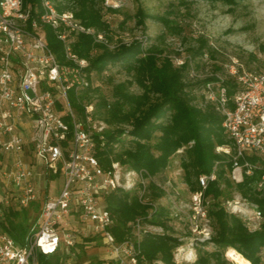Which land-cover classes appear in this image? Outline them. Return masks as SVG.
Listing matches in <instances>:
<instances>
[{"label": "built area", "instance_id": "2783aa9c", "mask_svg": "<svg viewBox=\"0 0 264 264\" xmlns=\"http://www.w3.org/2000/svg\"><path fill=\"white\" fill-rule=\"evenodd\" d=\"M45 26L62 42L65 58L72 65L60 64L49 50L42 30ZM79 34L107 44L102 34L84 26L71 11L58 12L50 0H39V5L0 0V181L5 189H12L0 196V216L11 202L20 208L36 202L37 180L43 175L62 177L58 194L42 202L38 224L24 246L0 229V264H37L38 254L74 256L77 235L100 236L117 264H136L142 231L149 232L142 229L139 219L133 225L132 239L116 242L109 231L113 219L103 197L119 186L129 188L132 184L122 182L118 163L107 170L99 166L94 134L105 126L93 121L92 105L84 106L83 119L69 105V91L90 86L82 71L87 62L79 60L70 47ZM171 60L177 68L187 63L188 79L203 82L204 104L222 117L229 144L216 147L215 152L228 158L229 180L240 185L253 178V189L264 193V72L245 69L232 59L221 64L220 71L206 68L198 76L190 56ZM27 150L32 164L26 159ZM39 166L44 167L41 172ZM218 167L216 162L210 173L199 176V191L190 194L187 221L193 237L209 239L212 234L208 218L212 200L205 192L216 180ZM132 175L140 179L135 172H127L126 177ZM137 182L145 185L141 179ZM240 200V205L227 201L223 208L240 217L250 232L259 230L264 221L261 210L242 196ZM74 217L79 230L71 226Z\"/></svg>", "mask_w": 264, "mask_h": 264}, {"label": "trees", "instance_id": "16d2710c", "mask_svg": "<svg viewBox=\"0 0 264 264\" xmlns=\"http://www.w3.org/2000/svg\"><path fill=\"white\" fill-rule=\"evenodd\" d=\"M50 1L58 12L71 11L84 26L94 29L95 34H102L107 41V44L98 43L93 36L79 34L70 45L72 53L87 62L82 71L90 86L80 92L71 90L68 102L79 119L84 118V106L92 105L93 121L105 126L94 134L99 166L107 170L111 164L118 163L128 172L139 174L141 181L148 180L145 185L137 182L129 188L119 186L103 197L113 219L109 231L115 241L132 239L133 225L139 219L141 225L159 227L162 232L141 235L136 264H175L173 254L182 242L168 225V211L154 205L155 200L165 195L163 187H166L164 181L157 183V179L169 167L171 159L178 156L183 181L189 193H195L199 191L198 177L210 173L219 162L217 178L208 184L205 192L212 200L208 210L212 235L201 243L202 246L212 243L215 250L197 248L194 264H229V259L223 255L228 249L236 251L250 264H264L260 256L264 251V222L259 230L250 232L240 217L227 213L220 204V198H231L230 190L237 189L242 197L256 204L264 216V193L252 190L253 178L234 185L228 178V158L215 152L216 147L229 144V140L222 127V117L211 105L204 104L203 96L200 97L201 106L196 104L194 89L201 88L203 82L189 83L187 63L177 68L170 57L162 56L161 50L154 47L144 50L141 41L133 40L129 44L120 41L110 48L112 30L104 19L103 0ZM25 3L39 5V0H25ZM137 18V24L143 26L145 14L142 9L137 10ZM42 30L47 47L57 61L72 65L66 60L64 46L54 31L48 26ZM206 47L207 42L201 39L191 59L194 61L197 56H203L202 50ZM112 64L124 65L128 78L113 85L108 95H103L98 87H91L92 76L101 74ZM195 66L198 68V64ZM133 85L139 93L129 91ZM227 85L233 87L230 81ZM57 108L62 110L60 103ZM63 119L70 124L67 115ZM31 206L40 210L41 204L37 207L33 202L26 208L8 205L2 209L0 229L19 246H24L33 233L34 226L32 228L27 219ZM93 240L102 243L100 236H87L81 239V244L76 242L72 251L78 245L86 249ZM50 256H54L52 264H66L64 259L68 257L57 252L49 256L38 254L37 259L46 262V257Z\"/></svg>", "mask_w": 264, "mask_h": 264}, {"label": "rangeland", "instance_id": "374dc122", "mask_svg": "<svg viewBox=\"0 0 264 264\" xmlns=\"http://www.w3.org/2000/svg\"><path fill=\"white\" fill-rule=\"evenodd\" d=\"M103 7L104 19L112 30L110 48L120 41L131 43L133 40H138L141 41L144 50L154 47L162 51V56L166 55L172 59L193 56L202 39L207 42L208 47L202 50L203 56H197L194 60L195 64H198L196 68L198 76H202L206 68L218 72L221 64L232 59H237L245 69L264 72V0H103ZM138 9H142L145 14L143 26L137 24ZM127 78L124 65L112 64L101 74H93L91 87H98L101 94L108 95L113 85ZM188 81L191 84L196 83L189 79ZM81 90L79 89L78 92ZM129 91L139 93L135 85L131 86ZM67 95L70 97V91ZM201 96L202 88H195L194 97L199 106L202 104ZM27 155L29 156L26 158L27 161L32 164L29 150ZM43 169V166L37 168L39 172ZM128 171L124 166H119L122 182L127 180L129 185L126 186L131 184L134 186L140 179L136 175L127 178ZM147 181L142 182L146 184ZM161 181L165 182L163 183L166 186L165 195L155 200L154 205L162 206L168 211V225L172 227L173 235L182 242V245L174 251V262L194 264L197 248L213 251L215 247L212 243L201 245L208 240L207 236L193 237L188 232L187 213L190 193L183 181V170L178 156L171 159L169 167L160 175V179H157V183ZM61 184L62 177L58 174L40 177L37 180L38 198L35 202L37 207L47 197L56 196ZM251 188L253 190V185ZM230 191L231 198H220L222 207L226 208L227 201L241 204V194L237 189ZM11 192L12 189H5L0 181V196ZM9 205L16 206L14 202ZM39 214L40 210H35V207L28 208L27 219L32 228L38 224ZM74 220L77 223L71 221V226L79 230L77 228H80V223L76 217ZM142 229L151 233L162 232L161 228L149 225H142ZM84 237L87 236L77 235L76 242L81 244V239ZM79 246L81 245L74 250L76 256H68L64 259V263L93 264L100 261L103 264L107 262L117 264L99 240L89 241L86 249H81ZM223 255L227 259L226 251ZM260 256L264 263V251ZM53 257H46V262L38 260L37 264H52ZM228 262L234 264L229 260Z\"/></svg>", "mask_w": 264, "mask_h": 264}, {"label": "bare ground", "instance_id": "6f19581e", "mask_svg": "<svg viewBox=\"0 0 264 264\" xmlns=\"http://www.w3.org/2000/svg\"><path fill=\"white\" fill-rule=\"evenodd\" d=\"M227 258L234 264H250L247 260L242 258L236 251L228 249L226 251Z\"/></svg>", "mask_w": 264, "mask_h": 264}]
</instances>
